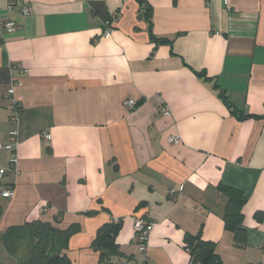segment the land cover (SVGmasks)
Segmentation results:
<instances>
[{
  "label": "crops",
  "instance_id": "obj_1",
  "mask_svg": "<svg viewBox=\"0 0 264 264\" xmlns=\"http://www.w3.org/2000/svg\"><path fill=\"white\" fill-rule=\"evenodd\" d=\"M21 1L30 16L0 0V18L18 25L0 43V142L10 81L22 82L20 174L7 178L14 196H0V235L35 221L73 228L66 246L55 238L71 264H189L188 236L215 244V264H264V0ZM220 92L255 117L238 119ZM221 186L246 196L243 247ZM136 216L154 223L147 255ZM113 219L116 247L94 248Z\"/></svg>",
  "mask_w": 264,
  "mask_h": 264
},
{
  "label": "trees",
  "instance_id": "obj_2",
  "mask_svg": "<svg viewBox=\"0 0 264 264\" xmlns=\"http://www.w3.org/2000/svg\"><path fill=\"white\" fill-rule=\"evenodd\" d=\"M143 3L142 0H138ZM220 98L240 120L255 117L244 111L237 110L227 99L224 92ZM220 190L229 200L224 214L225 227L234 233L237 246L247 244L248 234L243 228L242 206L246 202L245 194L237 189L221 186ZM3 207L0 205V218ZM122 219L112 221L97 235L93 242L94 248H115V238L120 231ZM74 229L61 231L49 222L35 221L21 226L9 227L0 235V264H71L69 257L63 253L55 242L60 236L62 245L66 246ZM186 249L190 252L191 259L200 264H215V244L188 236ZM105 264H112L106 260Z\"/></svg>",
  "mask_w": 264,
  "mask_h": 264
},
{
  "label": "built area",
  "instance_id": "obj_3",
  "mask_svg": "<svg viewBox=\"0 0 264 264\" xmlns=\"http://www.w3.org/2000/svg\"><path fill=\"white\" fill-rule=\"evenodd\" d=\"M128 1V0H125ZM227 5V0H224ZM19 11L23 17H28L32 14V10L30 5L27 2H22L21 0H7L6 11ZM121 12L117 11L112 14L108 20L104 23V29L102 36L108 38L111 36L114 25L120 18ZM18 31V25L15 21L11 19L3 20L0 18V43L5 41L7 36H11L16 34ZM17 70L20 71L21 75L27 73V71L20 66H17ZM22 85V82L19 78H12L10 81L9 88L7 90V99L9 101V125L11 127L8 132V141L0 142V152L4 151L8 155L7 165L0 166V196L5 199H11L14 196V188L7 183L8 175L20 174L19 163L20 159L18 156V148L20 145V126H21V115H22V107L18 100L15 98L16 89ZM138 103L133 99H127L124 101V106H126L129 110H134L137 107ZM160 112L163 115H170V110L166 106H162ZM41 136L46 140H51V135L48 132L41 133ZM168 141L172 144L180 143V138L178 136H170ZM170 196L174 198H178L179 193H177L174 189L170 190ZM119 219H113V221H118ZM154 228V223L148 218V216L134 217V232L138 247V252L144 255H147L150 245L151 233ZM189 252V250H188ZM190 253V252H189ZM144 264H149L148 260L145 261ZM189 264H200L194 262L190 257Z\"/></svg>",
  "mask_w": 264,
  "mask_h": 264
}]
</instances>
